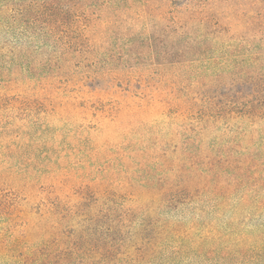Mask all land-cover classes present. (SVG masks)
<instances>
[{
    "label": "trees",
    "instance_id": "16d2710c",
    "mask_svg": "<svg viewBox=\"0 0 264 264\" xmlns=\"http://www.w3.org/2000/svg\"><path fill=\"white\" fill-rule=\"evenodd\" d=\"M164 39L173 47L162 49ZM142 57L174 69L147 110L174 114L178 142L170 164L159 139L157 154L136 161L153 189L139 199L191 217H157L122 191L80 187L76 199L48 198L45 224L6 245L12 260L158 264L167 238L190 234L218 264H264V0H0V96L89 86L112 76V61L134 69Z\"/></svg>",
    "mask_w": 264,
    "mask_h": 264
},
{
    "label": "rangeland",
    "instance_id": "374dc122",
    "mask_svg": "<svg viewBox=\"0 0 264 264\" xmlns=\"http://www.w3.org/2000/svg\"><path fill=\"white\" fill-rule=\"evenodd\" d=\"M161 44L162 49L173 47L172 40L164 39ZM140 59L134 69L112 61L111 77L94 79L85 87L66 83L36 92L22 87L3 91L0 202L9 205L11 215H0V264H21L4 254L6 245L15 243L17 236L27 239L28 233L38 230L37 225L45 224L40 213L48 198L59 194L66 200L76 199L73 192L80 187L122 191L128 202L137 199V204L149 206V212L157 217L189 220L188 209L171 211L155 198L139 199L153 189L136 161L157 154L159 139L161 158L169 163L178 142L174 114L157 117L147 110L162 74H172L174 69H151L150 61ZM166 174L171 172L166 170ZM160 181L158 188L164 182ZM193 238L188 234L177 239L180 253L176 262L169 264H218V255L194 250ZM177 242L174 235L165 240L163 247L168 249L158 253V264L170 262L167 257Z\"/></svg>",
    "mask_w": 264,
    "mask_h": 264
}]
</instances>
